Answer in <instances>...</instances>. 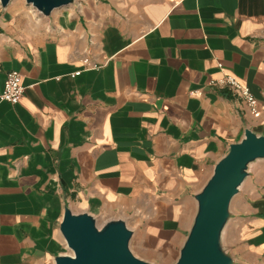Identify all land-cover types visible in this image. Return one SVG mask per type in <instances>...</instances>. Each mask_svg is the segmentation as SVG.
Returning <instances> with one entry per match:
<instances>
[{
	"label": "crops",
	"instance_id": "crops-1",
	"mask_svg": "<svg viewBox=\"0 0 264 264\" xmlns=\"http://www.w3.org/2000/svg\"><path fill=\"white\" fill-rule=\"evenodd\" d=\"M15 3L0 5V93L10 70L25 92L0 100V264H54L65 204L124 220L138 250L179 251L215 162L244 129L264 135V0H75L49 33ZM224 73L256 116L210 84ZM257 166L222 233L235 264H264Z\"/></svg>",
	"mask_w": 264,
	"mask_h": 264
},
{
	"label": "water",
	"instance_id": "water-1",
	"mask_svg": "<svg viewBox=\"0 0 264 264\" xmlns=\"http://www.w3.org/2000/svg\"><path fill=\"white\" fill-rule=\"evenodd\" d=\"M11 0H0L5 7ZM42 16L74 0H24ZM264 159V135L244 129L240 140L230 143L194 195L195 213L174 264H235L222 245L230 216L229 205L249 173L252 162ZM59 232L70 254H57L54 264H153L135 256L129 246L132 231L120 218L100 225L91 214L73 212L64 205Z\"/></svg>",
	"mask_w": 264,
	"mask_h": 264
},
{
	"label": "rangeland",
	"instance_id": "rangeland-1",
	"mask_svg": "<svg viewBox=\"0 0 264 264\" xmlns=\"http://www.w3.org/2000/svg\"><path fill=\"white\" fill-rule=\"evenodd\" d=\"M14 2L20 4V7H22V9H20V10H21L22 15H23V21H24L25 28L29 31H36V32H40V33H49L53 29V22L51 20L52 14L55 12H58L59 10L64 8V7L59 8V10L56 9L49 16L45 17V16L40 15L33 8H31L30 5L26 4L24 0H11L10 1V3H14ZM74 2H75V0H74ZM69 5H67L65 7H68ZM257 165H264V159L254 161L250 164V169H249L248 175L246 176L243 183L239 187L237 194H235L230 201V205H229L230 216H231V212L234 213L236 206L239 205L240 198H241L242 194L245 191H247L248 189H250L251 183L255 179L258 178V174H257L258 170H257V172H255L254 169L251 168L254 166L256 167ZM262 173L264 174V170ZM208 176H207V178H208ZM232 216H233V214H232ZM111 217H114V215H112ZM95 218H96V223L98 225H100L105 220L102 216H98ZM228 221H229V219H228ZM227 223L228 224H226V226L223 230V233H224V231H226V229L229 225V222H227ZM133 240H134V238H133ZM228 244L229 243H228V241H226V238H225V240L222 239V245L224 246V248H226V247L229 248ZM130 249H131L132 253L135 256H137L138 258H143V260L151 262L153 264H174V262L178 256V252H179V251H175L174 253H168L167 251L161 252L159 249L156 250L155 247H152L150 244H147L146 246H144V249L138 250L134 247V245L132 243V245H130ZM63 253H65V254L71 253V251L66 247L64 240H63V245L61 248V254H63ZM49 264H52V262H49Z\"/></svg>",
	"mask_w": 264,
	"mask_h": 264
},
{
	"label": "built area",
	"instance_id": "built-area-1",
	"mask_svg": "<svg viewBox=\"0 0 264 264\" xmlns=\"http://www.w3.org/2000/svg\"><path fill=\"white\" fill-rule=\"evenodd\" d=\"M221 68V64L218 63ZM80 70L75 71L71 76L78 75ZM211 85L225 88L229 92L239 96L245 102L249 113L256 116L258 113V103L253 94L246 85L241 84L233 75L224 73L220 78L210 81ZM25 86L21 82V76L18 71L10 70L5 74L3 88L0 93V100L7 101L11 104L18 103L23 97Z\"/></svg>",
	"mask_w": 264,
	"mask_h": 264
},
{
	"label": "bare ground",
	"instance_id": "bare-ground-1",
	"mask_svg": "<svg viewBox=\"0 0 264 264\" xmlns=\"http://www.w3.org/2000/svg\"><path fill=\"white\" fill-rule=\"evenodd\" d=\"M15 5H16V3H15ZM16 6H17V5H16ZM16 6L14 7L15 9H17V8H18V7L16 8ZM19 6H20V5H19ZM21 8H22V7H21Z\"/></svg>",
	"mask_w": 264,
	"mask_h": 264
}]
</instances>
